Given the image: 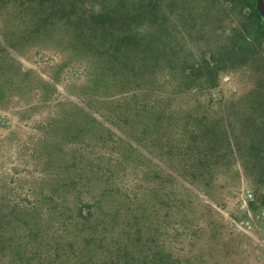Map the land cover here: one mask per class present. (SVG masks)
<instances>
[{"label": "trees", "instance_id": "16d2710c", "mask_svg": "<svg viewBox=\"0 0 264 264\" xmlns=\"http://www.w3.org/2000/svg\"><path fill=\"white\" fill-rule=\"evenodd\" d=\"M33 51L60 57L55 74L82 69L83 105L50 119L32 203L0 194V264H180L158 237L195 219L189 186L211 196L244 177L264 192L255 0H0V109L52 92L18 60ZM253 64L248 91L217 109L200 100Z\"/></svg>", "mask_w": 264, "mask_h": 264}, {"label": "rangeland", "instance_id": "374dc122", "mask_svg": "<svg viewBox=\"0 0 264 264\" xmlns=\"http://www.w3.org/2000/svg\"><path fill=\"white\" fill-rule=\"evenodd\" d=\"M18 60L24 70L36 71L53 86L45 98L37 92L30 97L29 104L14 100L8 109H0V194L8 193L11 203L28 205L33 201L32 188L38 187L43 174L38 150L47 143L44 140L49 121L57 115L58 104L68 102L82 107L83 102L71 85H78L84 79L82 69L74 65L55 74L61 59L53 52L33 51ZM259 65L221 74L218 87L202 94L200 100L217 109L239 97L251 88ZM83 148L86 146L80 147ZM73 149L77 147L69 141L65 151ZM227 182L219 179L211 196L189 186L195 219L185 223L169 221L158 237L174 261L264 264V192L252 187L244 177ZM253 198L255 203L251 204Z\"/></svg>", "mask_w": 264, "mask_h": 264}, {"label": "water", "instance_id": "95a60500", "mask_svg": "<svg viewBox=\"0 0 264 264\" xmlns=\"http://www.w3.org/2000/svg\"><path fill=\"white\" fill-rule=\"evenodd\" d=\"M255 4L259 15L264 22V0H255Z\"/></svg>", "mask_w": 264, "mask_h": 264}]
</instances>
